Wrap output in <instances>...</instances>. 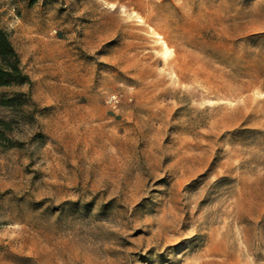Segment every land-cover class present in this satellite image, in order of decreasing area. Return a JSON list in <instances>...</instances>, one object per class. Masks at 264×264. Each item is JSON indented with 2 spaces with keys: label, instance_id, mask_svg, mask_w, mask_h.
<instances>
[{
  "label": "rangeland",
  "instance_id": "1",
  "mask_svg": "<svg viewBox=\"0 0 264 264\" xmlns=\"http://www.w3.org/2000/svg\"><path fill=\"white\" fill-rule=\"evenodd\" d=\"M0 28L31 82L0 88L31 100L0 106V264H264V0H0Z\"/></svg>",
  "mask_w": 264,
  "mask_h": 264
},
{
  "label": "trees",
  "instance_id": "2",
  "mask_svg": "<svg viewBox=\"0 0 264 264\" xmlns=\"http://www.w3.org/2000/svg\"><path fill=\"white\" fill-rule=\"evenodd\" d=\"M30 84L29 77L22 71L18 54L12 46L8 34L0 28V88L30 86ZM17 98L21 100L19 101ZM30 101L28 94L17 93L1 97L0 106L13 108L17 103H20V105L29 107ZM0 126L1 138L4 137L3 129L7 127V123L0 121Z\"/></svg>",
  "mask_w": 264,
  "mask_h": 264
},
{
  "label": "built area",
  "instance_id": "3",
  "mask_svg": "<svg viewBox=\"0 0 264 264\" xmlns=\"http://www.w3.org/2000/svg\"><path fill=\"white\" fill-rule=\"evenodd\" d=\"M112 98H114V97L112 96ZM108 101L111 102V101H110V98L108 99Z\"/></svg>",
  "mask_w": 264,
  "mask_h": 264
}]
</instances>
